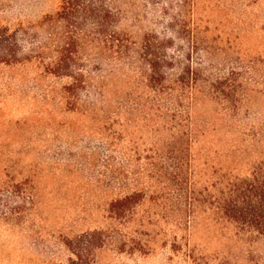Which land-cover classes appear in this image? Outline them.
<instances>
[{
	"label": "rangeland",
	"instance_id": "1",
	"mask_svg": "<svg viewBox=\"0 0 264 264\" xmlns=\"http://www.w3.org/2000/svg\"><path fill=\"white\" fill-rule=\"evenodd\" d=\"M92 1L100 13L96 22L80 18L64 30H46L37 25L55 16L60 0H0V30L17 33V45L24 47L19 57L31 48L20 40V28L41 39L57 31L135 40L148 33L171 40L166 55L198 67L203 77L238 73L236 113L229 115L204 94L190 111L188 167L200 185L211 173L246 176L264 155V0ZM184 2L190 7L180 10ZM175 17L194 29L190 53L184 39L168 30ZM80 49L90 86L76 108L61 94L68 79L43 74L34 62L0 59V264H66L71 255L65 240L93 230L110 234L95 264H264V241L208 211L184 221L173 209L166 220L151 216L140 228L110 217L112 200L160 187L148 176V158L166 150L169 134L165 118L145 109L146 89L135 65ZM100 84L102 95L93 94ZM6 182L17 196L1 190ZM136 229L144 253L115 247L117 236L135 237Z\"/></svg>",
	"mask_w": 264,
	"mask_h": 264
},
{
	"label": "trees",
	"instance_id": "2",
	"mask_svg": "<svg viewBox=\"0 0 264 264\" xmlns=\"http://www.w3.org/2000/svg\"><path fill=\"white\" fill-rule=\"evenodd\" d=\"M60 10L54 17L46 18L37 28L64 30L77 25L76 20L96 22L100 13L92 0H60ZM102 2V0H98ZM93 3L95 4L93 6ZM180 6V10L189 6ZM190 7V6H189ZM184 19L173 18L168 30L172 29L184 39L190 52L196 49L194 29L185 24ZM21 39L31 46L29 52L18 56L24 47L17 45V33H9L8 29L0 30V59L6 64L30 63L38 64L41 72L56 78H66L69 83L61 87V94L74 108L80 93H87L90 76L86 74L88 60L82 56L84 48L97 51L100 58L116 62L132 63L137 68L138 83L146 89V111L151 115L166 120L164 128L169 140L165 151L155 153L148 158V176L154 179L165 190L166 195L136 191L112 200L108 205L111 218L136 224L140 228L144 221L149 223L151 216L166 220L169 210L175 209L179 218L188 221L196 211L209 212L217 220L233 224L240 230L264 241V155L262 160L251 167L243 177H228L219 173L211 176L200 185L194 181V173L189 170L188 148L192 140L190 128V111L202 94L210 97L229 115L236 113L240 102L242 85L238 81L239 74L227 72L226 76L211 79L203 77L198 67L181 62L165 50L172 47L171 40H159L153 34L145 33L138 40L124 34L107 36L80 37L62 32H49L44 38L34 30H19ZM84 51V52H85ZM184 59L189 62L190 54ZM96 55V53H93ZM84 55V54H83ZM96 55V56H97ZM86 59V61H85ZM178 70V73L174 71ZM104 85L95 87L93 94L102 95ZM70 105V106H72ZM131 109V110H136ZM130 111V108L126 112ZM155 157V158H154ZM157 159V162L154 160ZM153 160V161H152ZM1 190H7L13 196L17 191L8 182ZM169 195L176 198L174 204ZM1 201V200H0ZM2 204V203H1ZM2 206V205H1ZM12 212L13 209H6ZM142 216L136 218L138 213ZM161 212L162 215H159ZM121 222V223H122ZM120 223V224H121ZM123 225V224H122ZM134 236H117L112 241L122 251L144 253V246L136 242V235L142 231L133 230ZM110 234L102 231H89L66 239L64 244L71 257L66 264H95L96 252L108 244ZM128 242V244H127Z\"/></svg>",
	"mask_w": 264,
	"mask_h": 264
}]
</instances>
